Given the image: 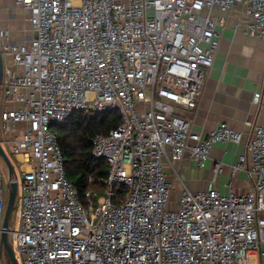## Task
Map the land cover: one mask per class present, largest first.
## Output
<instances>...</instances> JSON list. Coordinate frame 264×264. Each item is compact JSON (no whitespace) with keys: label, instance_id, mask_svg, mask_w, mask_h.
I'll use <instances>...</instances> for the list:
<instances>
[{"label":"built area","instance_id":"obj_1","mask_svg":"<svg viewBox=\"0 0 264 264\" xmlns=\"http://www.w3.org/2000/svg\"><path fill=\"white\" fill-rule=\"evenodd\" d=\"M29 13L31 37L0 31L4 143L22 179L17 243L22 264H251L264 259V127L252 129L246 194L211 185L191 191L179 177L188 155L205 169L216 143L244 135L221 123L206 137L187 116L198 106L220 46L214 11L245 8L244 35L264 41V0H15ZM8 57L11 65H6ZM255 105L264 104L261 94ZM75 112H117L120 125L92 139L109 173L102 192L81 200L68 180L53 131ZM26 123L25 130L17 125ZM20 133V134H18ZM2 144V143H1ZM177 165V166H176ZM168 168V171L166 170ZM223 164L214 166L215 177ZM175 178L171 177V170ZM182 182L173 199L175 181ZM0 264L8 182L0 176Z\"/></svg>","mask_w":264,"mask_h":264},{"label":"crops","instance_id":"obj_2","mask_svg":"<svg viewBox=\"0 0 264 264\" xmlns=\"http://www.w3.org/2000/svg\"><path fill=\"white\" fill-rule=\"evenodd\" d=\"M1 3L7 5L8 0H0V5ZM214 17L222 21V26H217V31L221 35L220 46L213 67L205 80L198 106L187 113V116L193 120V131L201 134L203 138L221 123H226L231 129L241 132L244 140L240 144L216 143L203 170L198 169L191 158L185 155L178 163L179 173L186 186L194 192L208 189L212 185L225 195L229 193L225 184L232 182L235 193L246 194L251 189L248 177L244 172H237L232 176V172L240 157L246 154L247 141L252 132L246 123L252 122L254 126L264 127V104L255 105L253 102L256 94H261L264 98V41L244 35L243 5H236L229 12L215 10ZM1 30L3 29L0 27ZM30 37L27 36L26 40ZM6 65H11L9 57ZM19 106L17 103L5 102L3 98L0 102V116L4 110H12ZM26 126V123H20L17 129L23 131ZM12 137V134L5 136L0 125L2 147L9 150L22 172L27 166L21 167L19 158L12 154L9 144L4 143ZM218 163L223 164L224 168L223 172L215 177L214 166ZM0 176L3 179L2 183L8 182V173L1 160ZM252 256L255 257L256 264H264V259L257 255Z\"/></svg>","mask_w":264,"mask_h":264},{"label":"trees","instance_id":"obj_3","mask_svg":"<svg viewBox=\"0 0 264 264\" xmlns=\"http://www.w3.org/2000/svg\"><path fill=\"white\" fill-rule=\"evenodd\" d=\"M120 123L117 112L96 115L75 112L64 126L53 127L63 151L67 178L77 189L81 200L89 190L102 192L109 173L106 161L93 155L92 139L99 134L108 135Z\"/></svg>","mask_w":264,"mask_h":264},{"label":"rangeland","instance_id":"obj_4","mask_svg":"<svg viewBox=\"0 0 264 264\" xmlns=\"http://www.w3.org/2000/svg\"><path fill=\"white\" fill-rule=\"evenodd\" d=\"M0 27L4 31H8L10 33V36H11L10 40L11 41L21 43V42L27 41L26 40L27 36L28 37L31 36V30H30V26H29V13L22 6L18 5L15 0H8L7 5H3V3H1V5H0ZM3 98H4L3 94L0 92V102L2 101ZM0 125H1V120H0ZM3 148H4L5 152L7 153V155L9 156V158L13 164V167L15 169L16 179L19 183L22 179V176H23L22 172L19 169V167L17 166L14 159L12 158L9 150L6 147H3ZM166 170L168 171V168H166ZM171 172H172L171 177L174 179L176 175L172 170H171ZM179 177L183 180L182 175L180 173H179ZM182 187H183L182 182L178 178H176L175 188H174V192H173V199L174 200L180 196ZM21 194H22V191L19 188L17 198H19L21 196ZM7 199H8V190L6 189V204H7ZM20 209H21V205H20V203H18L17 207L15 208L14 212L11 215V219H10V223H9V229L11 231L18 232L20 229V226H21V222L19 219ZM10 237L11 236L9 235V239H10ZM10 246H11L13 252L15 253V256H16L19 264H22V258H21L19 251H18L17 243L14 241H11ZM2 257H3L4 262L6 264H12L10 262V260L8 259L7 255L5 254V252L3 253ZM251 264H256V260H255L254 256L251 257Z\"/></svg>","mask_w":264,"mask_h":264},{"label":"water","instance_id":"obj_5","mask_svg":"<svg viewBox=\"0 0 264 264\" xmlns=\"http://www.w3.org/2000/svg\"><path fill=\"white\" fill-rule=\"evenodd\" d=\"M4 66L5 65H4L3 53L0 48V86L2 84L4 77ZM0 160L4 164L8 173V199H7L6 210L4 213L3 224H2L3 232L1 239V249L4 250L5 254L7 255L8 259L12 264H19L15 256V253L13 252L10 246V241H9L10 240L9 223H10L11 215L19 203V199L17 198L18 181L16 179L15 169L13 167V164L9 156L5 152L4 148L2 147L1 141H0Z\"/></svg>","mask_w":264,"mask_h":264}]
</instances>
